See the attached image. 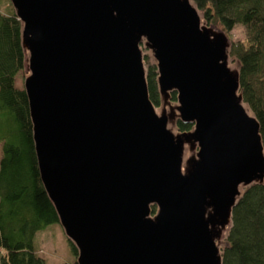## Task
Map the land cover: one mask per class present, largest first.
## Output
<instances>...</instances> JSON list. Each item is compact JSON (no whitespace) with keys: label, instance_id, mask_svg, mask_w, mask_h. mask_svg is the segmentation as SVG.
Instances as JSON below:
<instances>
[{"label":"water","instance_id":"water-1","mask_svg":"<svg viewBox=\"0 0 264 264\" xmlns=\"http://www.w3.org/2000/svg\"><path fill=\"white\" fill-rule=\"evenodd\" d=\"M9 1L40 182L76 263L222 264L232 208L264 180L225 32L192 0Z\"/></svg>","mask_w":264,"mask_h":264},{"label":"trees","instance_id":"trees-1","mask_svg":"<svg viewBox=\"0 0 264 264\" xmlns=\"http://www.w3.org/2000/svg\"><path fill=\"white\" fill-rule=\"evenodd\" d=\"M192 2L207 24L225 33L242 26L243 36L230 39V56L238 65L243 101L259 123L264 146V0ZM144 59L149 99L158 106L156 67L148 55ZM23 61L20 21L8 0L6 10L0 11V264H48L33 248L32 237L58 219L40 182L27 97L15 85ZM170 95L175 101L176 93ZM191 126L176 123L179 131ZM221 257L222 264H264V180L247 186L233 206Z\"/></svg>","mask_w":264,"mask_h":264},{"label":"rangeland","instance_id":"rangeland-1","mask_svg":"<svg viewBox=\"0 0 264 264\" xmlns=\"http://www.w3.org/2000/svg\"><path fill=\"white\" fill-rule=\"evenodd\" d=\"M8 0L0 1V11L4 12L6 10ZM10 2V1H9ZM11 4V3H10ZM199 11V10H198ZM202 21L205 20L202 17L201 12L199 11ZM218 29H221L220 26L215 25ZM223 31V29H221ZM230 40L231 38L236 39L238 37L243 36V29L240 25H235V27L225 33ZM143 54L148 55L149 60L152 62V58L148 54L147 50L143 49ZM144 67H146V60L144 59ZM229 64L236 65V61L233 57H229ZM24 71L21 69L15 76V85L19 88H23V79H24ZM171 103H175L174 100L171 99ZM160 104V102H159ZM159 105L155 106V110L159 111ZM252 113V112H251ZM189 151H186V156ZM0 157H1V144H0ZM227 234V233H226ZM225 234V237H226ZM225 237L222 239V243L220 244V249L223 246ZM32 245L35 251H37L48 264H77L76 256L73 252L72 245L70 244L68 238L66 237L60 223L58 221H53L47 223L41 229L37 230L32 237Z\"/></svg>","mask_w":264,"mask_h":264}]
</instances>
